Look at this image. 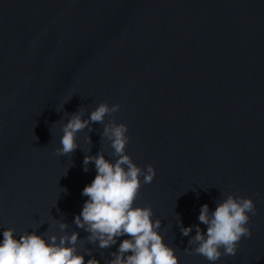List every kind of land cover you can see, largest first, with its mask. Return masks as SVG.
<instances>
[{
	"label": "water",
	"instance_id": "1",
	"mask_svg": "<svg viewBox=\"0 0 264 264\" xmlns=\"http://www.w3.org/2000/svg\"><path fill=\"white\" fill-rule=\"evenodd\" d=\"M103 102L121 105L105 123L128 125L134 162L156 168L136 205H151L181 264L212 262L183 253L196 233L179 217L206 232L201 206L227 194L257 213L252 237L215 264H264V0H0V242L7 227L19 238L62 221L88 235L73 221L97 174L85 155L114 159L103 125L72 155L55 149L71 113ZM127 238L79 250L108 264Z\"/></svg>",
	"mask_w": 264,
	"mask_h": 264
},
{
	"label": "clouds",
	"instance_id": "2",
	"mask_svg": "<svg viewBox=\"0 0 264 264\" xmlns=\"http://www.w3.org/2000/svg\"><path fill=\"white\" fill-rule=\"evenodd\" d=\"M120 109V104L103 102L87 119L83 107L71 113L70 119L62 125L60 147L55 149L57 156L72 155L80 147L77 142L80 132L85 129L91 132L95 123L103 125L101 139L109 142L114 159L106 158L103 149L96 155H85L84 171H89V165L94 163L97 174L83 189L82 195L88 199L73 221L88 235L81 239L79 232L68 231L70 226L64 221L59 222L58 231L49 226L42 234L37 230L25 231L19 238L14 227H7L0 242V264H100L91 249L87 250V255L92 258L86 261L80 245L90 243L101 250L108 249L124 236L129 238L119 243L108 264H181L177 248L170 246L160 232L162 221L153 218L151 205H136L142 187L152 183L157 171L152 164L138 166L127 152L131 141L127 124L117 123L115 118L105 123L107 116ZM88 140L91 143L89 135ZM215 203L214 211L208 204L200 209L198 220L206 226V232L199 224L184 227L178 216L183 236H190L193 228L196 233L183 253L202 256L212 264L223 256L237 255L241 240L253 235L250 221L257 213L252 197L227 194ZM42 225L39 224V228Z\"/></svg>",
	"mask_w": 264,
	"mask_h": 264
}]
</instances>
